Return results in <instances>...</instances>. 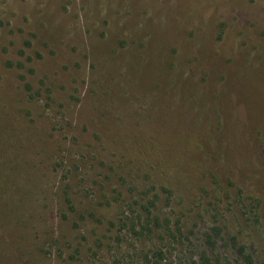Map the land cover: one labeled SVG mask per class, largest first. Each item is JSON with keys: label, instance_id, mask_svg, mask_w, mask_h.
Instances as JSON below:
<instances>
[{"label": "rangeland", "instance_id": "374dc122", "mask_svg": "<svg viewBox=\"0 0 264 264\" xmlns=\"http://www.w3.org/2000/svg\"><path fill=\"white\" fill-rule=\"evenodd\" d=\"M242 247L264 264V0H0V264Z\"/></svg>", "mask_w": 264, "mask_h": 264}, {"label": "trees", "instance_id": "16d2710c", "mask_svg": "<svg viewBox=\"0 0 264 264\" xmlns=\"http://www.w3.org/2000/svg\"><path fill=\"white\" fill-rule=\"evenodd\" d=\"M26 89L28 92H30V91H32V86L29 83H26ZM145 208H146V210H148L147 207H145ZM149 215H150V212H149ZM218 230H219V227H216V229L213 230V233H214L213 236L211 235L208 237V246L210 248L214 247L216 244V237L219 236L218 235L219 232L217 233ZM152 231H153L152 228L149 229L150 234L152 233ZM168 232L172 238H176V234L172 233L170 230ZM240 253L243 257L245 264H254L252 257L246 253L245 248H243V247L240 248ZM157 254L158 255H156V256H158V257H156L155 264H160V262H162V258H160V257H162V251H159ZM199 260L200 261H193L191 264H212L211 259H209V257H208V251L207 250L203 252V254L199 258ZM217 264H220V263L218 262Z\"/></svg>", "mask_w": 264, "mask_h": 264}]
</instances>
